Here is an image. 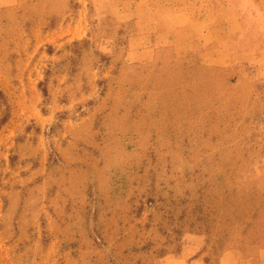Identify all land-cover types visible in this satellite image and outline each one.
<instances>
[{"label":"rangeland","instance_id":"1","mask_svg":"<svg viewBox=\"0 0 264 264\" xmlns=\"http://www.w3.org/2000/svg\"><path fill=\"white\" fill-rule=\"evenodd\" d=\"M253 7L0 0V264L255 258L264 18ZM199 18L208 42L173 36Z\"/></svg>","mask_w":264,"mask_h":264},{"label":"crops","instance_id":"2","mask_svg":"<svg viewBox=\"0 0 264 264\" xmlns=\"http://www.w3.org/2000/svg\"><path fill=\"white\" fill-rule=\"evenodd\" d=\"M252 1L254 2L253 9H255V17L257 16L256 14H258L260 15V17L264 18V0H252ZM173 21H175V19H173ZM197 26H202L203 29H201V31L199 32L198 31L193 32V27L196 29ZM184 32H186L187 36L183 35L182 37L183 39L192 40V41L199 39V42L205 41V43L208 42L209 35L211 34L209 26L207 25V20L205 18H199L194 22L192 21L187 22V24H185L183 28L173 29V36L175 37L176 35L183 34ZM164 264H205V263L202 257L195 255V257L193 258H186L184 256L180 258H169L166 260V262H164ZM221 264H241V260L239 257L234 255H224V257H222L221 259ZM247 264H264V248L261 249L255 255L254 259L249 260Z\"/></svg>","mask_w":264,"mask_h":264}]
</instances>
